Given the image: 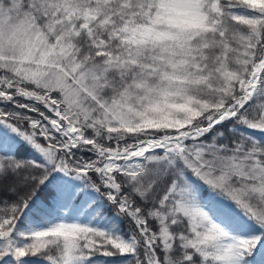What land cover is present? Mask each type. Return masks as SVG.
Listing matches in <instances>:
<instances>
[{
  "label": "snow or ice",
  "instance_id": "6c2138e0",
  "mask_svg": "<svg viewBox=\"0 0 264 264\" xmlns=\"http://www.w3.org/2000/svg\"><path fill=\"white\" fill-rule=\"evenodd\" d=\"M0 264H264V0H0Z\"/></svg>",
  "mask_w": 264,
  "mask_h": 264
}]
</instances>
